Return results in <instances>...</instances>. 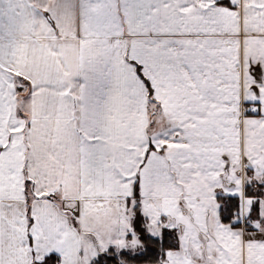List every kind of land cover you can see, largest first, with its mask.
<instances>
[{
	"label": "snow or ice",
	"instance_id": "snow-or-ice-1",
	"mask_svg": "<svg viewBox=\"0 0 264 264\" xmlns=\"http://www.w3.org/2000/svg\"><path fill=\"white\" fill-rule=\"evenodd\" d=\"M0 264H264V0H0Z\"/></svg>",
	"mask_w": 264,
	"mask_h": 264
}]
</instances>
